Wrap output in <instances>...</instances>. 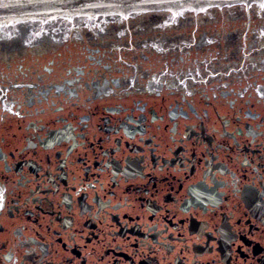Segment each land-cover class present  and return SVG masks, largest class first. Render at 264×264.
<instances>
[{
	"label": "flooded vegetation",
	"instance_id": "af4514ba",
	"mask_svg": "<svg viewBox=\"0 0 264 264\" xmlns=\"http://www.w3.org/2000/svg\"><path fill=\"white\" fill-rule=\"evenodd\" d=\"M262 5L0 25V264H264Z\"/></svg>",
	"mask_w": 264,
	"mask_h": 264
},
{
	"label": "water",
	"instance_id": "95a60500",
	"mask_svg": "<svg viewBox=\"0 0 264 264\" xmlns=\"http://www.w3.org/2000/svg\"><path fill=\"white\" fill-rule=\"evenodd\" d=\"M263 0H0V25L73 20L79 16L137 11H199L206 7L250 5Z\"/></svg>",
	"mask_w": 264,
	"mask_h": 264
},
{
	"label": "snow or ice",
	"instance_id": "6c2138e0",
	"mask_svg": "<svg viewBox=\"0 0 264 264\" xmlns=\"http://www.w3.org/2000/svg\"><path fill=\"white\" fill-rule=\"evenodd\" d=\"M262 6H264V5H262Z\"/></svg>",
	"mask_w": 264,
	"mask_h": 264
}]
</instances>
